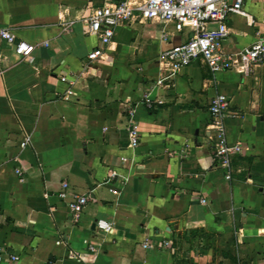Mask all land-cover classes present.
Here are the masks:
<instances>
[{
    "label": "crops",
    "instance_id": "0c3cea01",
    "mask_svg": "<svg viewBox=\"0 0 264 264\" xmlns=\"http://www.w3.org/2000/svg\"><path fill=\"white\" fill-rule=\"evenodd\" d=\"M120 1L0 0V28L36 46L25 61L0 40V264H264V59L171 74L160 55L190 32L134 18L89 61L100 43L85 19ZM244 10L228 18L226 53L264 39V0ZM216 95L241 148L227 170L208 129ZM63 182L90 198L76 221Z\"/></svg>",
    "mask_w": 264,
    "mask_h": 264
},
{
    "label": "built area",
    "instance_id": "2783aa9c",
    "mask_svg": "<svg viewBox=\"0 0 264 264\" xmlns=\"http://www.w3.org/2000/svg\"><path fill=\"white\" fill-rule=\"evenodd\" d=\"M250 0H142L138 6H131L128 0L95 8L84 23L88 34L97 37L100 47L92 49L87 59L93 61L101 58L103 47L107 46L112 38L115 27L134 18L146 21H163L172 23L176 31L187 29L190 37L180 45L164 49L160 55L169 73H175L196 60H201L213 74L228 71L239 62L257 64L264 59V39H259L238 54L226 53L222 43L228 36L227 21L231 15L247 17L244 10ZM0 40L12 46L15 54L25 61H31L35 45L18 40L12 31L0 28ZM61 80H64L61 78ZM149 107V105H147ZM227 109V100L224 96L216 95L208 105L211 118L208 126L215 134L216 141L213 147V157L216 163L227 170L230 157L240 153L238 146L230 147L224 136L222 118ZM129 147L139 145V136L136 124L131 120L127 125ZM125 162V159L121 160ZM115 172L111 173L114 177ZM229 179V174L225 175ZM58 197L67 200V208L73 221H76L83 208L90 201L86 195H68L67 184L61 183ZM204 204L203 199L200 200ZM95 227L98 231L109 233L112 225L104 220H97ZM164 245L168 243L164 242ZM5 251L0 247V262L5 259ZM9 260L16 257L9 255Z\"/></svg>",
    "mask_w": 264,
    "mask_h": 264
}]
</instances>
